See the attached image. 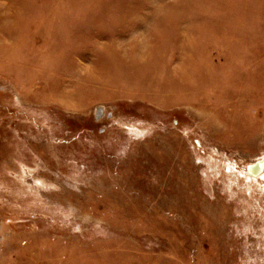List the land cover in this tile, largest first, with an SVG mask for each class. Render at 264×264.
<instances>
[{
	"label": "rangeland",
	"instance_id": "rangeland-1",
	"mask_svg": "<svg viewBox=\"0 0 264 264\" xmlns=\"http://www.w3.org/2000/svg\"><path fill=\"white\" fill-rule=\"evenodd\" d=\"M264 0H0V264H264Z\"/></svg>",
	"mask_w": 264,
	"mask_h": 264
},
{
	"label": "water",
	"instance_id": "water-1",
	"mask_svg": "<svg viewBox=\"0 0 264 264\" xmlns=\"http://www.w3.org/2000/svg\"><path fill=\"white\" fill-rule=\"evenodd\" d=\"M264 167V159L257 161L254 165L249 166L247 169L248 174L251 176H257V174L261 173Z\"/></svg>",
	"mask_w": 264,
	"mask_h": 264
}]
</instances>
